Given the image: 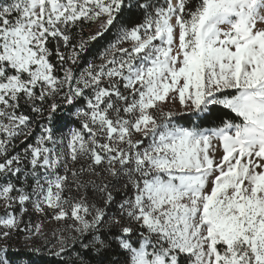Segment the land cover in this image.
<instances>
[{
    "label": "snow or ice",
    "instance_id": "snow-or-ice-1",
    "mask_svg": "<svg viewBox=\"0 0 264 264\" xmlns=\"http://www.w3.org/2000/svg\"><path fill=\"white\" fill-rule=\"evenodd\" d=\"M0 264H264V0H0Z\"/></svg>",
    "mask_w": 264,
    "mask_h": 264
}]
</instances>
